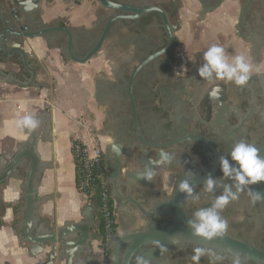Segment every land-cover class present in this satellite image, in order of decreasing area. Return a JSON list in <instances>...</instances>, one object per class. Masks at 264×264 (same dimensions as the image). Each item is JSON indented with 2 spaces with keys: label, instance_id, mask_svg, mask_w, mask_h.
Instances as JSON below:
<instances>
[{
  "label": "flooded vegetation",
  "instance_id": "flooded-vegetation-1",
  "mask_svg": "<svg viewBox=\"0 0 264 264\" xmlns=\"http://www.w3.org/2000/svg\"><path fill=\"white\" fill-rule=\"evenodd\" d=\"M110 1L131 8L158 7L168 22L166 31L156 13L143 14L137 20L115 21L101 48L114 51L108 55L112 63L104 64L102 77L91 79L98 114H90L95 123L91 128L102 150V164L115 204L116 236L145 229L147 220L140 207L152 215V229L172 227L177 211L172 193L185 179L191 180L193 194L199 196L193 200L186 193L180 195L178 204L186 219H194L195 211L210 207L222 194L223 185L234 183L223 177L219 160L227 156L231 162L230 152L237 142L254 144L264 155V0H170L164 4ZM226 5L234 6V17L230 11H220ZM184 10L186 15L182 14ZM192 10L194 17L190 18L187 14ZM119 16L129 14L100 6L96 24L90 29L69 27L73 54L85 56L108 21ZM64 38L57 34L52 45L63 50ZM213 45L224 49L229 62L235 54L245 56L252 65L251 78L245 86L199 77L204 53ZM59 53L69 61L66 54ZM113 144L119 145V154L112 150ZM161 152L173 156L170 164L155 163ZM108 153L105 164L109 169L104 166ZM149 161L156 173L150 181L138 176ZM113 170L116 174L111 179ZM209 176L219 184L214 193L204 189ZM249 187L264 195V182ZM94 205L93 228L85 238L86 251L92 257L96 249L105 261L110 241L104 246L98 206ZM158 212H163L161 217L156 215ZM220 214L228 222L224 235L264 252V200L253 203L246 188ZM155 244L147 245L145 250H152ZM197 247L211 249L223 257L215 261L206 254L199 264H234L235 257L229 253L188 242L178 250L164 248L156 261L194 264L193 250ZM125 250L126 246L119 249L122 254Z\"/></svg>",
  "mask_w": 264,
  "mask_h": 264
},
{
  "label": "crops",
  "instance_id": "crops-1",
  "mask_svg": "<svg viewBox=\"0 0 264 264\" xmlns=\"http://www.w3.org/2000/svg\"><path fill=\"white\" fill-rule=\"evenodd\" d=\"M5 1L14 3L22 0ZM37 8L36 18L42 25L58 22L67 28L97 20L99 11V5L91 0H39ZM20 50L26 54L29 63L39 65L35 76V83L39 86L21 87L0 79V167L29 138V129L24 130V139L19 138V133L14 134L15 121L26 115L39 120L36 148L48 168L43 171L37 188L39 196L47 197V201L38 208L37 225L50 229L68 222H79L83 205L75 192L70 145L73 138H82L83 132L75 126L73 119L81 117L91 127L95 124L89 117V114L97 113L95 105L90 102L91 79L102 77L100 70L104 64L110 65L112 59L108 56L106 61L104 52L86 64L69 63L64 59L61 64L58 49L46 48L41 38L24 40ZM0 72L22 83L29 77L16 54L10 58L5 54L0 57ZM79 94L83 96L79 98L83 105L80 111L60 103L61 98L74 101ZM60 110H65L66 115ZM19 175L23 176V169ZM21 184V180L13 178L0 184V264H47L48 249L41 255L27 257L29 245L20 242L13 212L21 202V190L15 189ZM93 252L92 257L88 256L90 263L103 264L98 251L93 249Z\"/></svg>",
  "mask_w": 264,
  "mask_h": 264
},
{
  "label": "water",
  "instance_id": "water-1",
  "mask_svg": "<svg viewBox=\"0 0 264 264\" xmlns=\"http://www.w3.org/2000/svg\"><path fill=\"white\" fill-rule=\"evenodd\" d=\"M44 1L49 2V0ZM91 1H94L99 5L98 12H100L101 6L110 11L125 12L129 14V16H119L109 20L87 54L78 58L73 54V37L69 28L60 26L58 22L47 26L42 25L36 18L38 13L37 7L32 10L34 11L32 13V11H25L22 1L10 3L5 0H0V57L3 54H5L7 58H10L14 54L18 55L22 66L29 74V77L24 83L16 81L12 76L5 75L1 72L0 79L17 84L21 87L39 86V84L35 83V76L36 72L39 70V65L29 63L26 54L20 50L24 40L41 38L46 48L56 49V47L52 45V42L55 40L57 34H63L65 36L64 48L63 50L59 49L58 52H63L64 55L66 54L69 57V63L84 64L90 59L96 57L100 51V53L106 52V61H108L109 54H114V51H110L109 48H103L102 50L101 48L112 24L118 19L137 20L143 14L156 13L161 19L165 30L168 31L166 16L158 7L149 6L144 8H131L110 0ZM134 1H148L159 4L170 2V0ZM33 2L37 5L39 0H33ZM19 7H21L20 11L18 10ZM220 11H230L229 14L232 17L235 15V8L231 5H226L223 9H220ZM193 12V10L190 11L187 16L190 18L194 17ZM182 14L186 15L185 10ZM96 21L97 20H94L79 27L88 30L94 23L96 24ZM169 41L171 45V34H169ZM234 46H236V43H234ZM236 55L237 54L233 56V59ZM59 57L61 64H63V59L61 58L60 53ZM28 134V140L17 148L15 154L9 161H4V167H0V184L7 182L10 178L22 181L21 187H15V189L21 190V202L14 212V222L20 242L29 245L27 257L41 255L45 249H48L46 254L47 264H91L88 259V250L86 251L87 246L85 245V238L88 237L90 229L93 228V213L96 210L94 204L83 206L79 213L81 217V221L79 222H68L63 224V226H55L48 230L41 224L39 226L37 225L38 208L47 201V197L39 196L37 188L39 186L41 175L43 171L48 168V164L41 160L37 152V128L35 130H30ZM107 161H109V153L104 159V166L109 169L105 164ZM20 169H23V176L19 175ZM115 174L116 173L113 170L110 176L111 179L112 177L114 178ZM105 180L106 198H111L106 171ZM178 186L172 193L174 203L177 206L173 226L167 229H152L149 225L151 222L150 216L152 215L143 212L144 209L140 207V211L143 214L142 216L146 217L147 226L145 229L134 234L122 233L113 236L112 239H110L109 244L110 254L106 257L103 264H136V258L138 256H143L148 261V264H158L156 260L162 256L165 250L164 248L171 247L178 250L179 247L186 242L209 248L212 247L219 252L233 255L235 259L238 256L239 264H264V252L255 248L251 244L235 240L224 234L214 237L212 240H206L193 235L188 225V220L178 204L179 197L183 194V192L179 191ZM257 192H259V189H257ZM113 211V215H116L114 203ZM162 213L163 212H158L156 215L161 217ZM21 236H23V239ZM174 237L177 240L176 243H173ZM151 243H156L154 248L152 250H145L146 246ZM123 246H126V250L122 254L119 249Z\"/></svg>",
  "mask_w": 264,
  "mask_h": 264
},
{
  "label": "clouds",
  "instance_id": "clouds-1",
  "mask_svg": "<svg viewBox=\"0 0 264 264\" xmlns=\"http://www.w3.org/2000/svg\"><path fill=\"white\" fill-rule=\"evenodd\" d=\"M22 5L25 11L34 10L37 5L33 0H22ZM252 65L248 63L245 56L236 55L229 62L225 56L224 49L220 46L213 45L204 53V63L198 68L199 77L207 80L222 79L229 82H234L235 85L243 87L250 80ZM39 124V120L31 115H26L22 119L15 121L16 132L19 133V138L24 139L22 135L25 129L35 130ZM112 150L119 154V145L113 144ZM231 162L227 156L220 157V166L223 177L230 178L234 181L231 185H223V192L217 196L212 205L207 208H201L194 212V219L188 220V225L193 235L212 240L214 237L221 236L228 227V222L221 216V211L232 201L238 200L240 193L247 188L248 195L253 203L264 200V195L252 190L249 185L257 182H264V155L260 154L254 144L244 141L237 142L232 146ZM173 156L168 152H161L157 165H168L172 162ZM153 162L149 161V166L138 174L139 178L151 180L155 176V171L151 167ZM219 186L218 181L209 176L204 181V189L208 193H214ZM179 191L186 193L187 198L198 200V194H193V186L190 179L182 180L178 186ZM235 189V190H233ZM177 240L174 237L173 243ZM192 260L194 264H199V260L204 255H210L215 261L223 259L213 250L197 247L194 250ZM136 264H148V261L143 256L136 258ZM234 264H239V257L234 260Z\"/></svg>",
  "mask_w": 264,
  "mask_h": 264
},
{
  "label": "built area",
  "instance_id": "built-area-1",
  "mask_svg": "<svg viewBox=\"0 0 264 264\" xmlns=\"http://www.w3.org/2000/svg\"><path fill=\"white\" fill-rule=\"evenodd\" d=\"M76 127L83 137L71 140L70 150L74 166L75 192L82 205L96 203L100 215L104 246L117 231L116 215H113V201L106 198L105 170L102 164V150L92 128L83 119L74 118Z\"/></svg>",
  "mask_w": 264,
  "mask_h": 264
},
{
  "label": "rangeland",
  "instance_id": "rangeland-1",
  "mask_svg": "<svg viewBox=\"0 0 264 264\" xmlns=\"http://www.w3.org/2000/svg\"><path fill=\"white\" fill-rule=\"evenodd\" d=\"M81 97L83 98V96L79 94V96H77V98H75L74 101H70V100L65 101L64 98H63V99L61 98V99H60V100H61L60 103H61L63 106H65V107H68V108H71V109H75V110L80 111L81 107L83 106V105H82V102L79 101V98H81ZM90 102H91V104H94L92 98H90ZM60 111H61V113H62L63 115H66L65 110H60ZM96 116H98V114H96ZM89 117L92 119V116H90V114H89ZM92 131L94 132V130H92Z\"/></svg>",
  "mask_w": 264,
  "mask_h": 264
}]
</instances>
